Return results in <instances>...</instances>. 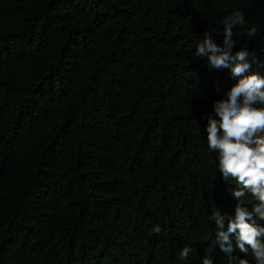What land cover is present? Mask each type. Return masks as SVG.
Here are the masks:
<instances>
[{
	"label": "trees",
	"instance_id": "1",
	"mask_svg": "<svg viewBox=\"0 0 264 264\" xmlns=\"http://www.w3.org/2000/svg\"><path fill=\"white\" fill-rule=\"evenodd\" d=\"M236 11L264 76V0H0V264H255L214 242L238 186L207 116L236 81L195 56Z\"/></svg>",
	"mask_w": 264,
	"mask_h": 264
},
{
	"label": "clouds",
	"instance_id": "2",
	"mask_svg": "<svg viewBox=\"0 0 264 264\" xmlns=\"http://www.w3.org/2000/svg\"><path fill=\"white\" fill-rule=\"evenodd\" d=\"M241 11H236L223 21V46H219L212 32L205 31L203 39L196 46L195 56L207 60L209 69H230L236 82L225 93V99L214 102L215 119L207 116V143L210 151L218 153V170L226 182L235 181L238 190L231 195L238 202L234 217L221 211H214L209 220L214 221L215 243L220 250L233 251V237L240 252L251 255L255 264H264V226L257 224L254 217L264 220V76L250 73L251 62L244 50L233 54L236 45L233 30L246 25ZM257 33L252 27L247 30L251 38ZM219 91V88L216 89ZM246 194L257 203L249 211L244 206ZM227 221V227H225ZM157 233L161 231L157 226ZM192 249L185 246L178 259H187ZM201 264H213L204 257ZM234 264H249L248 259H234Z\"/></svg>",
	"mask_w": 264,
	"mask_h": 264
}]
</instances>
